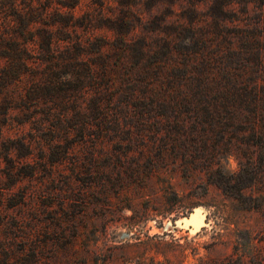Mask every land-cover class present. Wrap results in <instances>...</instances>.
Segmentation results:
<instances>
[{"label":"rangeland","instance_id":"1","mask_svg":"<svg viewBox=\"0 0 264 264\" xmlns=\"http://www.w3.org/2000/svg\"><path fill=\"white\" fill-rule=\"evenodd\" d=\"M78 1L0 56V264H264V0Z\"/></svg>","mask_w":264,"mask_h":264},{"label":"trees","instance_id":"2","mask_svg":"<svg viewBox=\"0 0 264 264\" xmlns=\"http://www.w3.org/2000/svg\"><path fill=\"white\" fill-rule=\"evenodd\" d=\"M44 2L49 3L43 5ZM51 4H54L53 10L49 13V21L40 19L39 22L48 26L68 27L75 26V22L70 18V14L61 11L62 8L74 10L78 0H0V41L6 47L3 49L4 53H0L1 57H6L13 67L24 64L25 57L22 55L23 48L19 36H23L29 32L38 22V18H43L44 14H48L47 10ZM7 36L9 38H7ZM256 89V88H255ZM264 93V89L262 91ZM254 104L264 103V95H255ZM257 121H264V108L258 111ZM261 136V142L264 144V131L257 133Z\"/></svg>","mask_w":264,"mask_h":264}]
</instances>
